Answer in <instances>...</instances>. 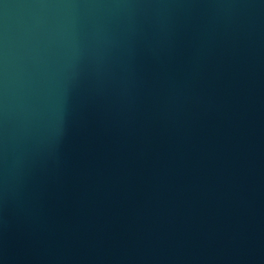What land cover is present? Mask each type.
<instances>
[{
	"label": "water",
	"instance_id": "95a60500",
	"mask_svg": "<svg viewBox=\"0 0 264 264\" xmlns=\"http://www.w3.org/2000/svg\"><path fill=\"white\" fill-rule=\"evenodd\" d=\"M0 264H264V0H0Z\"/></svg>",
	"mask_w": 264,
	"mask_h": 264
}]
</instances>
